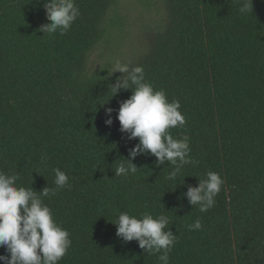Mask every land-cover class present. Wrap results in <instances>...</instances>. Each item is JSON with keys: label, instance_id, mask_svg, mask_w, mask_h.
<instances>
[{"label": "trees", "instance_id": "obj_1", "mask_svg": "<svg viewBox=\"0 0 264 264\" xmlns=\"http://www.w3.org/2000/svg\"><path fill=\"white\" fill-rule=\"evenodd\" d=\"M80 16L64 34L39 31L43 0H0V170L39 192L54 168L71 188L44 197L70 233L58 264H159L138 243L116 236L118 211L164 214L176 235L169 264H264V0L241 13L240 0H166L168 23L131 66L180 103L190 157L175 181L167 162L138 155L135 174L115 169L138 138L119 131L116 112L131 95H112L117 77H86L83 67L114 0H75ZM46 156V162L41 157ZM207 171L224 183L207 212L184 193ZM200 219L201 229L187 225ZM0 254H6L0 247ZM2 264V262H0Z\"/></svg>", "mask_w": 264, "mask_h": 264}, {"label": "clouds", "instance_id": "obj_2", "mask_svg": "<svg viewBox=\"0 0 264 264\" xmlns=\"http://www.w3.org/2000/svg\"><path fill=\"white\" fill-rule=\"evenodd\" d=\"M45 17L50 23L41 24L39 31L48 35L66 34L80 10L75 0H43ZM241 13L252 11V0H240ZM119 72L115 83L111 84L112 95L121 89L131 90V95L119 102L118 109L105 108V125L111 126V113L116 112L119 131L128 140L138 138V143L128 150V158H123L115 169V175L135 174L137 166L131 161L138 155L154 156L157 166H173L166 179L175 181L186 164L194 163L190 157L188 135L174 138L169 129L183 127L185 117L180 112L178 100H168L163 89H155L146 81L143 66H130L117 60L110 76ZM42 156L41 161L46 162ZM54 185L45 186L39 192L32 187L17 185L19 174H7L0 170V247L6 254H0L2 264H58L71 246L70 233L58 224L51 209L44 203V197L55 196L60 189L71 188L69 176L59 168H54ZM224 181L219 173L207 171L198 179L196 186L188 185L184 196L200 212H207L215 205V197L221 191ZM116 236L123 242L135 240L140 249L148 255H155L159 264H169V253L177 239L168 228L169 218L164 214L153 215L143 212L139 216L118 211L115 221ZM200 219L187 225L192 230L201 229Z\"/></svg>", "mask_w": 264, "mask_h": 264}, {"label": "rangeland", "instance_id": "obj_3", "mask_svg": "<svg viewBox=\"0 0 264 264\" xmlns=\"http://www.w3.org/2000/svg\"><path fill=\"white\" fill-rule=\"evenodd\" d=\"M167 23L166 0H114L102 23L101 37L88 52L83 74L110 76L117 60L133 65L150 51L153 38Z\"/></svg>", "mask_w": 264, "mask_h": 264}]
</instances>
